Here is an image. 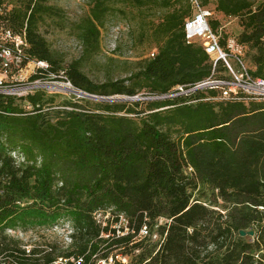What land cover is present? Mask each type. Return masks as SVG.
<instances>
[{
	"label": "trees",
	"instance_id": "1",
	"mask_svg": "<svg viewBox=\"0 0 264 264\" xmlns=\"http://www.w3.org/2000/svg\"><path fill=\"white\" fill-rule=\"evenodd\" d=\"M213 1V10L239 19L237 41L248 48L251 73L264 78V0ZM117 3L167 12L153 25L151 35L162 45L144 65L145 80L107 88L93 83L79 62L64 68L54 59L41 28L47 18L62 17L61 8L50 0H0V36L5 30L25 34L26 56L48 62L77 88L167 96L130 102L127 110L136 116L142 115L137 106L147 105L139 119L105 115L100 106L82 114L80 98L55 103L58 93L46 89L0 95V232L62 223V216L74 228L71 250L43 257L4 240L0 264H54L59 258L94 264L114 257L115 250L137 248L141 252L126 264L264 263V101L204 102L200 89L168 97L212 74L211 56L186 41L189 0H89V13L76 24L88 52L100 48L101 29ZM202 3L209 8L210 0ZM212 26L217 30L219 22ZM220 66L215 72L225 68ZM218 72L213 79L223 77ZM112 207L134 232L124 234L121 227L123 234H117L118 228L96 220V210ZM162 217L170 221L158 223ZM144 226L149 234L138 240ZM154 230L163 242H152ZM241 230L256 232L255 241L247 242Z\"/></svg>",
	"mask_w": 264,
	"mask_h": 264
},
{
	"label": "rangeland",
	"instance_id": "2",
	"mask_svg": "<svg viewBox=\"0 0 264 264\" xmlns=\"http://www.w3.org/2000/svg\"><path fill=\"white\" fill-rule=\"evenodd\" d=\"M50 3L62 9V17L47 18L42 25L41 31L48 41L54 59L57 60L60 66L65 68L74 62H79L81 70L86 73L93 83L100 86L107 84V88H110L108 87L109 84L116 82H123L124 84L131 86V83L135 80H145V75L143 73L144 65L156 57L159 53L160 45H162L155 41L151 35L153 25L154 22H156V24L159 22L160 18L165 12H167V9L155 6L139 8L128 3H117L115 9L108 14L105 27L101 29L102 43H100V48L96 52L90 53L84 47L80 39V31L76 25L83 16L89 13V0H50ZM187 5V1H184L183 7H186ZM209 8L211 10L214 9L213 0H210ZM213 11L214 13L213 16H211V21L217 20L219 22L217 31L221 34L222 43L225 44L229 38H235L237 40L238 35L242 32L239 19L226 16L215 10ZM247 50L248 48L243 46L242 55L248 68H251L252 64L247 56ZM153 53H155V56H152ZM209 61L210 63L212 62L213 66L212 74L205 79L215 80L213 79V74H217L218 71L215 72V67L217 66H215V60L212 57ZM234 66L237 68L236 64ZM220 67L221 69L223 68V66ZM218 74L222 76H230L231 72L223 68ZM135 75L139 76L134 77ZM181 87L183 90L177 88L174 93H180L183 95L190 93L189 89H186L183 86ZM43 89L50 92L49 90L53 89V87H44ZM211 89L212 87L210 86L200 89L204 91L205 94L201 97L202 101H225L220 98L222 92L221 88L215 87L214 89L216 90ZM60 90L61 91L58 92L55 103H62L67 98L72 100L80 98L79 103L82 107H80L79 111H81L82 114H85V110H87V112L98 110V106H100L98 112L105 115L118 114L119 116H130L139 119H141V116L142 118H145L146 112L144 111V108H146L147 105L145 106V104H143L137 106L138 111L135 112L141 113L142 115L136 116L137 113H130L127 110L128 108H133L132 105H130V102L133 103L134 101L140 100L167 98L166 95H149L146 93L147 90L145 89H139L142 91H139L140 93L138 95L133 96L113 92L110 94H92L88 92L86 95H79L66 89ZM213 90L216 91L215 94L211 93ZM124 106L126 107L123 108ZM27 108L28 110L31 109L30 106ZM70 110L71 109H69V111ZM65 208L66 207H64L63 210H65ZM93 214L102 226L108 225L111 228H118V231L116 232L117 234H123L120 230L121 227L125 228L123 230L124 234H126L127 231L134 232L133 230L131 231L128 229V221L122 218L124 214L119 215L120 217L118 220V211L113 207L108 209H98ZM60 218H62L63 221L58 224L45 226L36 225L27 230H24L21 227L7 229L6 233L0 232V242H3L4 240L7 242V240L12 238L17 242L19 247H22V249H26L27 252L30 250L31 252H36V256L42 257L45 253L51 252L52 250L59 254L60 252H67L68 250H71V240L74 229L73 222L68 219L65 221V216ZM167 221L170 220L166 219V217H162L158 220V223L165 224ZM159 233V230L158 232L157 230H154L151 234L152 242H158L159 240L163 242L164 235L160 238ZM255 233H253L254 235L247 234L243 237H246L247 242H252L256 239ZM109 235H112V233L101 234V236L104 237H108ZM144 236L145 235L140 231L135 238L140 240L144 238ZM124 251L125 252L122 254H117L120 252L119 250L113 251L115 255L113 258L116 260L118 259L121 262L127 259V263H129L137 254H139V252H141V249L137 248L135 251L124 249ZM111 258L112 257L110 256L109 259ZM112 262L114 263L115 261L112 260Z\"/></svg>",
	"mask_w": 264,
	"mask_h": 264
},
{
	"label": "built area",
	"instance_id": "3",
	"mask_svg": "<svg viewBox=\"0 0 264 264\" xmlns=\"http://www.w3.org/2000/svg\"><path fill=\"white\" fill-rule=\"evenodd\" d=\"M189 2L192 14L186 18L184 25L187 43L202 45L204 50L215 60V66L220 61L222 66L231 72L230 76L200 82L189 91L208 86L219 87L222 89L221 99L264 101V78L256 77L251 73L244 62L242 46L235 38H229L223 44L221 34L212 26L211 16L214 11L204 6L202 0H189ZM0 12H3L1 8ZM28 46L25 34H14L11 30L2 32L0 36V95L21 97L44 87H53L49 90L51 93H58L61 91L60 89H66L78 94L79 88L63 75L51 71L48 62L26 56L25 52ZM152 56H155V53ZM235 64L237 68L234 66ZM35 74H40V77L32 79ZM178 88L183 90L181 86ZM178 94L180 93L168 96ZM21 159L24 160L23 157ZM122 218L125 220L124 216ZM141 232L148 235V227L144 226ZM111 259L114 260L113 256ZM111 259L109 257L101 258L94 264H116ZM67 261V259L59 258L54 264H66ZM71 262L83 264L85 261L82 258H72ZM122 262L126 264L127 259Z\"/></svg>",
	"mask_w": 264,
	"mask_h": 264
},
{
	"label": "water",
	"instance_id": "4",
	"mask_svg": "<svg viewBox=\"0 0 264 264\" xmlns=\"http://www.w3.org/2000/svg\"><path fill=\"white\" fill-rule=\"evenodd\" d=\"M77 93H78L79 95H80V94H83V95L88 94V92L83 91V90H81V89H78V92H77ZM253 233H255L253 230H252V232H251V231H245V230H241V231H240V234H241L242 236H245V235H247V234L254 235Z\"/></svg>",
	"mask_w": 264,
	"mask_h": 264
},
{
	"label": "bare ground",
	"instance_id": "5",
	"mask_svg": "<svg viewBox=\"0 0 264 264\" xmlns=\"http://www.w3.org/2000/svg\"><path fill=\"white\" fill-rule=\"evenodd\" d=\"M190 92V91H189Z\"/></svg>",
	"mask_w": 264,
	"mask_h": 264
}]
</instances>
